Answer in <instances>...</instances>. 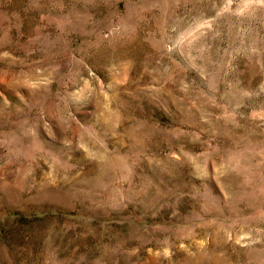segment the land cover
<instances>
[{"label":"rangeland","instance_id":"obj_1","mask_svg":"<svg viewBox=\"0 0 264 264\" xmlns=\"http://www.w3.org/2000/svg\"><path fill=\"white\" fill-rule=\"evenodd\" d=\"M0 264H264V0H0Z\"/></svg>","mask_w":264,"mask_h":264}]
</instances>
